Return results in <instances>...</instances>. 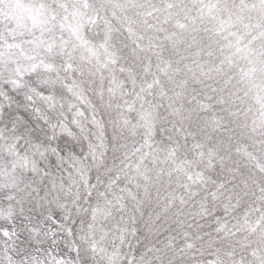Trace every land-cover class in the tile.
<instances>
[{
  "label": "snow or ice",
  "instance_id": "1",
  "mask_svg": "<svg viewBox=\"0 0 264 264\" xmlns=\"http://www.w3.org/2000/svg\"><path fill=\"white\" fill-rule=\"evenodd\" d=\"M106 5L0 0V264H264V166L240 163L245 141L264 146V52L252 46L264 22L241 33L221 16L211 59L188 67L205 139L158 77L129 88L116 75L131 70L109 51L111 19L126 23L131 52L161 55V38L142 45L134 27L145 17L153 29L159 9ZM234 7L264 15V0ZM101 25L103 59L89 37ZM182 143L199 163L176 160Z\"/></svg>",
  "mask_w": 264,
  "mask_h": 264
},
{
  "label": "trees",
  "instance_id": "2",
  "mask_svg": "<svg viewBox=\"0 0 264 264\" xmlns=\"http://www.w3.org/2000/svg\"><path fill=\"white\" fill-rule=\"evenodd\" d=\"M87 2L90 6L89 10L92 8L99 9L102 5L107 6L106 0H87ZM138 2L143 3L144 0H138ZM235 2L236 0H152V3L159 9L158 12H153L152 17H146L153 24V29H146V25L143 23L145 17H135L136 24L134 27L137 32L144 33L146 37L142 45H147L149 37L155 38L158 36L161 38V40L155 41L160 47L154 50L162 53L161 55H154L148 50L131 52L132 44L127 34L126 23L122 22L121 19H111L110 17L109 51H116L118 59L122 52L121 64L126 69L131 70L130 72L125 71L123 74L117 70L116 75L125 79L129 88L131 87V76L135 77L137 87L145 80H153L158 77L160 85L167 90L168 97L171 100H176L177 103H182L186 113L191 111L193 128L196 129L198 136H203L205 139L212 135L209 128L211 120L203 113L200 114L201 118L197 119L195 103H188V99L194 95L193 77L192 73L187 70L188 67L195 68L194 60L211 59L203 53L209 47L213 49L217 47L216 41L219 37L216 35V29L218 19L221 16L227 18L231 14L236 25L231 30H239L241 33L247 31L243 29L242 24L255 25L264 22V15L260 13L239 12L234 7ZM168 3H172L174 7L167 8ZM209 6H213L211 12L208 11ZM202 8L203 11H201ZM136 11H142V9H131L129 15H133ZM237 16H242L243 20L238 21ZM181 25H184V27H181ZM103 35V25L99 29L92 28L89 32V37L96 41L95 46L99 49L102 59L104 49L99 48V45L102 42L101 37ZM257 35V30L253 29L252 36ZM252 36H245V40L252 39ZM223 42L221 40V43ZM252 46L257 54L264 52V39H255ZM198 50L201 51L200 57L196 56ZM149 56H151L150 61L148 60ZM161 69H166V71H161ZM185 81H187L186 84ZM159 91V88L153 89V96L149 98L153 104H158L160 101ZM177 92L181 93L179 97L176 95ZM160 111L168 110L162 108ZM160 122L156 120V123ZM205 128L208 129L207 132L201 131ZM245 143L249 144L246 150L251 154V157H242L240 159L241 165L246 166V170H256L257 165L264 166V146L252 145L248 141H245ZM176 160L178 162L181 160L186 163L190 162L192 165L199 163V158L194 156L193 150L184 146L183 143L177 149ZM160 166L165 165H158V167Z\"/></svg>",
  "mask_w": 264,
  "mask_h": 264
}]
</instances>
